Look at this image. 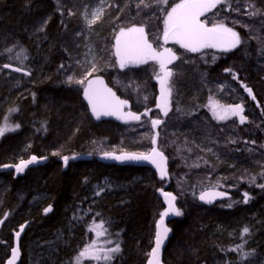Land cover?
<instances>
[{"label":"trees","instance_id":"16d2710c","mask_svg":"<svg viewBox=\"0 0 264 264\" xmlns=\"http://www.w3.org/2000/svg\"><path fill=\"white\" fill-rule=\"evenodd\" d=\"M98 1L0 0V55L11 56L0 60V125H19L0 139V264L9 259L15 233L27 222L21 264H29L33 242L45 245L50 260L43 264H74L91 221H102L110 238L121 244L122 252L103 264H148L156 225L168 207L159 190L172 192L183 213L167 223L169 239L161 264H258L264 260V188L259 187L264 184V0H229L203 17L210 26L223 21L239 34L241 44L230 52L191 53L169 44L178 58L170 66L174 74L165 119L156 97L148 99V91L158 93L151 81L159 66L150 62L121 70L115 42L121 29L144 27L149 42L162 48L166 12L181 0L166 5L158 0H110L99 20L87 27L84 7ZM44 21L39 39L32 32ZM89 42L96 51L91 68L83 62ZM43 59L45 71L27 81L34 77L30 67ZM15 62L30 75L10 71L2 78L7 70L3 65ZM93 76L105 77L135 111H149L150 116L128 124L94 120L83 99L85 84L75 82L86 77V83ZM215 102L243 105L246 122L216 121L209 108ZM152 119L164 120L153 129ZM156 133L158 148L169 159L165 179L151 168L99 160L104 152L147 153ZM82 154L94 156L83 160ZM32 156L37 162L17 173L14 167ZM104 180L126 186L93 196L94 186ZM212 187L231 191L233 198L201 204L198 195ZM40 193L43 197L32 203ZM244 193L248 203H243ZM49 206L52 211L45 214ZM86 207L85 223L71 225V238L67 226L72 214ZM245 227L248 234L242 232ZM244 253L250 255L242 261Z\"/></svg>","mask_w":264,"mask_h":264},{"label":"snow or ice","instance_id":"6c2138e0","mask_svg":"<svg viewBox=\"0 0 264 264\" xmlns=\"http://www.w3.org/2000/svg\"><path fill=\"white\" fill-rule=\"evenodd\" d=\"M168 0H158L161 5H166ZM221 3H226V0H181L180 3L175 4L171 7L170 11L166 12L164 19V30H163V42L168 44L170 41L172 43L178 44L180 48L185 49L191 53L201 52L204 49H216L220 52H230L237 48L241 44V38L239 34L234 31L231 27L226 26V24L221 21L208 26L206 20H202L201 17L205 16L206 13L211 12L216 9ZM250 15L255 16L257 12H252ZM99 18L98 12H93V18L88 21L89 25L95 24L96 20ZM11 52V49H8ZM23 52V50H21ZM116 63H118L121 70L139 66L143 64H148L150 61L154 62L159 66L158 72H156V79L160 85V97L157 107L163 113L164 116L168 115L170 111V97L172 94V88L170 86V80L173 76V71L169 69V65L172 64L178 57L170 48H163L162 51L154 48L152 43L149 42L144 27H130L128 29H121L119 34L116 36L115 42V52ZM20 54H17V59H19ZM26 58V57H25ZM215 59V57H214ZM4 68H10V64H4ZM13 71H21L20 67L12 69ZM91 71H96L93 65ZM226 71H231L226 69ZM30 73L25 71L24 75H29ZM91 75V72L88 73ZM86 79V77H85ZM85 79L77 80L76 83L80 85L85 84ZM233 79H236L235 74H233ZM73 82L72 77H68V83ZM245 91L248 95L255 99L252 94V90L245 86ZM84 98L87 100L88 105L91 108L92 115L99 120L104 116H115L117 119L123 120L127 123L130 120L139 121L141 119L140 115L132 112H123V108L126 105V101L120 100L115 96L110 88L103 86L102 80H90L84 87ZM210 110L212 111L213 118L219 121L227 120L232 117H238L239 122L244 124L247 118L243 115L244 108L243 105H220L218 102L210 104ZM144 116L148 115V112L143 113ZM7 119V118H5ZM162 121L160 119H152L151 126L153 129L157 128ZM19 125L15 127H8L7 124L0 126V137L4 136L6 132L15 131ZM152 144H156V138L153 137L151 140ZM53 155H58V153H53ZM75 158V157H73ZM103 158L113 159L117 161H146L154 165L160 173L161 179L165 177V157L162 152L158 151L156 147H153L151 151L147 153H122L116 155L114 152H104ZM65 166L68 164L69 157H62ZM37 157L32 156L31 159L24 161L22 160L19 165L15 166L16 172L21 173L24 171L28 165L36 163ZM5 167H12L11 165H5ZM259 187L264 188V184L259 185ZM100 195L98 191L96 193ZM167 202V210L161 214L160 220L157 223V231L155 234V247L151 251L152 259L149 260L148 264H160V251L161 246L164 244L165 240L168 238L170 229L165 226L164 218L172 214L174 216H181L182 211L175 205L176 197L171 193H162ZM223 193H201L199 199L205 203H212L216 197H222ZM250 197L248 193L243 194V203H248ZM231 205H229L230 207ZM52 211V207L49 206L44 209L45 214ZM0 223H3L0 220ZM99 229V230H97ZM20 231H23L21 227ZM89 231L95 232L97 237L104 236L107 234V229L104 227L103 222L99 225H94L89 228ZM242 232L244 234L249 233L247 227L243 228ZM19 232L16 234L19 237ZM111 243V240L108 241ZM242 248V245L239 246ZM236 251L237 249H231ZM120 247L117 244L116 247L103 250L99 248L94 241L87 247L83 248L75 258L74 264H83L84 260H92L99 262L102 258L105 262L111 261L112 253H119ZM18 255V250L13 249V258L8 261V264H15L16 256ZM250 254L244 253L242 256V261L246 260Z\"/></svg>","mask_w":264,"mask_h":264},{"label":"rangeland","instance_id":"374dc122","mask_svg":"<svg viewBox=\"0 0 264 264\" xmlns=\"http://www.w3.org/2000/svg\"><path fill=\"white\" fill-rule=\"evenodd\" d=\"M226 3H229V0H226ZM109 5H110V0H100V1L95 2L93 4H86L85 7H84V11H83V17L85 19V22L87 24V27H90V26L94 25V24H92V25H89L88 24V21L93 18V12L94 11L95 12H98L99 13V18H100L103 15L105 9ZM99 18L96 21H98ZM46 24H47L46 21L41 22L37 26V28L35 29V31L33 30L32 35H34L37 38L41 39L43 37L44 33H45ZM145 34H146V32H145ZM170 43H172V42L170 41ZM95 56H96V51H95L94 45L89 42V44L87 46L86 53H85V55L83 57V62H84V64L87 65L88 68H91L90 65L93 62ZM3 57L10 58L11 56H8V55H2L1 56L0 55V60H2ZM43 60H44V62L41 63V64H39V61L36 62L35 64L33 63V65L30 67L29 70L33 71L34 77H30V79H27V81H34V80H36L37 77H38V75H39V73L42 74L43 71H45V64L46 63H45V59H43ZM18 61H19V64H20L19 66L24 67V62L25 61L21 57H19ZM14 64H17V62H15ZM9 73H10V71L6 70V72L3 74L2 78L4 77L5 80H6L8 78ZM16 77L17 78H20V76H16ZM211 113H212V111H211ZM212 116H213V114H212ZM215 120H217V119H215ZM217 121H219V120H217ZM5 124H1L0 126H4ZM8 127H14V126H11L10 125ZM0 139H1V137H0ZM19 164H20V162H19ZM0 183H1V180H0ZM125 186L126 185L123 184V183L120 185L119 183H117V181L104 180V181L98 182L94 186V188H93V196H100V195H103L105 193H110V192H114V191L119 190V189H124ZM98 191L100 192V195H97L96 194ZM43 195H44L43 193H40L37 196H35L33 198L32 203L38 202L39 199L41 197H43ZM0 199H1V196H0ZM87 215H88V208L87 207L85 209L79 208V209L75 210L74 213L72 214L71 219H70L71 221H70V223H69V225L67 227L70 228L71 225L72 226L75 225L77 227L83 226L84 223H85V218H86ZM101 222L102 221H91V222H89L87 224V234H85L86 235L85 236V243L82 246L81 251L83 250V248L87 247L89 244L93 243L94 241L96 242L97 246L99 248L103 249V250H107V249L116 247V245L118 244V242L115 239L110 238V235H109V232L108 231H107V234L106 235L100 236V237H97V235H96L95 232L89 231V228L90 227H93L94 225H99ZM72 226H71V232H70V229H69V232L71 234L70 235L71 238L75 235V233H72L74 231V229L72 228ZM104 227L106 228V225L105 224H104ZM97 230H99V229H97ZM58 235H60V234H58ZM62 237H63V235H62ZM109 240H111V243H108ZM63 246H69V244H66V245H63ZM119 247H120V252H122V248H121V244L120 243H119ZM45 249H46L45 248V245L43 246L42 243H38L37 244L36 242H33L32 245L29 246V252L31 254L30 255V259H29V264H43L46 261L50 260V257L46 254L47 252H46ZM120 252L119 253H112L111 255L112 256L118 255V254H120ZM77 255L75 257H77ZM102 262H104L103 258L99 262L92 261V260H84L83 261V264H103Z\"/></svg>","mask_w":264,"mask_h":264},{"label":"water","instance_id":"95a60500","mask_svg":"<svg viewBox=\"0 0 264 264\" xmlns=\"http://www.w3.org/2000/svg\"><path fill=\"white\" fill-rule=\"evenodd\" d=\"M208 13H209V12H208ZM208 13H206V14H208ZM203 17H204V16H203ZM203 17H201L202 20H203ZM208 26H210V25H208ZM165 47L170 48V47H169V43H168V44H164V45L162 46L161 51H162L163 48H165ZM170 49H171V48H170ZM10 65H11L10 68H6V69L9 70V71H12V72H15V73H24V72H25V70H23L22 68H21L22 70L19 71V72H17V71H13V70H12L13 68H16V67H19V66L15 65V64H10ZM170 65H171V64H170ZM170 65H169V66H170ZM169 66H168V67H169ZM97 79L102 80V81H103V86L106 87V88H110V89L112 90V92L115 93V96H116L118 99L126 101V105H125V107L123 108V112H124V113L132 112V113H135V114L141 116V119H140L139 121H141V120L143 119V116H144L143 113H141V112H137V111H134V110L132 109V102H131L130 100H128V99L122 98V97L117 93V91H116V90H115V89H114V88L108 83V81H107V79H106L105 77H103V76H93V77H90V78L86 81L85 86L87 85V82H88V81H90V80H97ZM83 99H84L85 103L87 104V106H88V108H89V111H90V114H91L92 118H93L94 120H96V121H102V120H114V121H116V122H118V123H122V124H128V123H132V122H139V121H135V120H130V119H129V121H128L127 123H125L123 120L117 119L115 116H104V117H101L99 120H97V119L92 115L91 108H90V106L88 105L87 100L84 98V88H83ZM166 117H167V116H164V118H166ZM160 125H161V124H160ZM158 126H159V125H158ZM158 126H157V128H158ZM157 128H155V129H157ZM154 137L156 138V144L154 145V147H156L157 150L160 151L159 148H158L159 133H156ZM160 152H162V151H160ZM114 153H115L116 155H120V154H122V153H132V152H122V153H116V152H114ZM162 153H163V155H164V157H165V168H166V173H167V174L165 175V177H164V179H165V178L168 177L169 159H168V157L165 155L164 152H162ZM93 156H94L93 154H88V155H87V154H82V155L80 156V158L83 159V160H92V159H93ZM99 160H100L101 162H103V163H108V164L117 165V166H124V167H125V166H134V167L151 168V169L155 170V171L159 174V176H160V173H159V171L157 170V168H156L154 165H152V164H150V163H148V162H146V161H139V162H136V161H117V160H113V159H105V158H103V155H101V156L99 157ZM160 177H161V176H160ZM204 192H209V193H212V192H215V193H223L224 195H223L222 197H216V198L213 200L212 203H205V202H203V201H201V200L199 199L201 193H204ZM162 193H171V192H169V191H165V190H159V194H160V196H161L162 198L165 199V197H164V195H163ZM171 194H172V193H171ZM172 195H173V194H172ZM230 198H232V194H231L230 192H228L227 190L220 189V188H213V187H212V188H208V189L203 190V191L200 192V194L198 195V200H199V202H200L201 204H204V205H210V206H213V205H215V204H217V203H219V202H221V201H225V200H228V199H230ZM165 201H166V199H165ZM167 206H168V205H167ZM173 217H174V215L169 214V216H167V217L164 218L165 226H166V227H167V223H168ZM28 226H29V222H27V223H25L24 225H22V226H21V227H23V231H22V232L20 231V229H21V227H20V229H19V231H18V232L20 233L18 238H17V235H16L18 232L15 233V236H14V246H13V248H12V250H11V253H10V257H9V259L6 260L5 264H8V261H9L10 259L13 258V249H17V250H18V255L16 256V259H15V264H21V262H22V260H23V253H22V250H21V243H22L23 237H24V235H25V233H26V231H27ZM156 231H157V227H156ZM168 239H169V234H168V238L165 240L164 244L161 246L160 257H161V253H162L163 248H164V246L166 245ZM160 257H159V259H161ZM160 264H161V260H160Z\"/></svg>","mask_w":264,"mask_h":264},{"label":"flooded vegetation","instance_id":"af4514ba","mask_svg":"<svg viewBox=\"0 0 264 264\" xmlns=\"http://www.w3.org/2000/svg\"><path fill=\"white\" fill-rule=\"evenodd\" d=\"M169 44H170V42H169ZM154 47V46H153ZM170 47V46H169ZM155 48V47H154ZM171 49H172V51L174 52V49L172 48V47H170ZM161 49L162 48H160V49H157V50H159V51H161ZM175 53V52H174ZM151 62V61H150ZM149 62V63H150ZM148 63V64H149ZM173 64V63H172ZM171 64V65H172ZM144 65V64H143ZM170 65V66H171ZM139 66H142V65H139ZM139 66H137V67H139ZM170 66H169V69L171 70V68H170ZM31 73H33L32 71H30ZM20 74H22V75H24V73H20ZM30 75V74H29ZM24 76H28V75H24ZM155 78V80L154 81H151V87L153 88V84L154 83H156V89L158 90V93L157 94H154L153 92H150V91H148V99L149 98H151V97H153V96H155L156 97V102H157V104H158V102H159V97H160V85H159V82H158V80L156 79V76L154 77ZM86 84V83H85ZM132 109H133V107H132ZM134 110V109H133ZM135 111V110H134ZM142 113V112H141ZM144 113V112H143ZM150 116V112L148 111V117ZM236 119L238 122H239V118L238 117H232V118H230V119ZM240 123V122H239ZM241 124V123H240ZM42 160H46V159H42ZM42 160H38V161H42Z\"/></svg>","mask_w":264,"mask_h":264},{"label":"bare ground","instance_id":"6f19581e","mask_svg":"<svg viewBox=\"0 0 264 264\" xmlns=\"http://www.w3.org/2000/svg\"><path fill=\"white\" fill-rule=\"evenodd\" d=\"M11 80H12V79H11ZM20 81H21V84L24 85V88H26V84H27V82H25L24 80H21V79H20ZM6 118L9 119V116L6 117ZM164 119H165V118H164ZM164 119H163V120H164ZM163 120H161V121L163 122ZM216 121H217V120H216ZM161 124H162V123H161ZM227 191L230 192V193L232 194L231 191H229V190H227ZM169 192H170V191H169ZM171 193H172V192H171ZM232 198H233V194H232ZM232 198H230V199H228V200H231ZM252 259H253V258L251 257L250 260H252ZM257 263H258V264H264V260H262V261H258Z\"/></svg>","mask_w":264,"mask_h":264}]
</instances>
